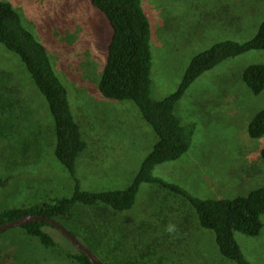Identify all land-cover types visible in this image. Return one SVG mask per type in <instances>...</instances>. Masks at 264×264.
Returning <instances> with one entry per match:
<instances>
[{
	"label": "rangeland",
	"instance_id": "rangeland-1",
	"mask_svg": "<svg viewBox=\"0 0 264 264\" xmlns=\"http://www.w3.org/2000/svg\"><path fill=\"white\" fill-rule=\"evenodd\" d=\"M5 1L47 46L68 90L88 143L78 160L82 188H128L156 135L134 103L105 99L99 91L112 36L109 20L91 0ZM142 6L151 22L156 99L177 91L196 55L221 41L247 42L264 22V0H142ZM255 64H264V50L227 59L194 81L176 106L183 125L196 126L192 146L181 158L158 165L156 176L205 199H233L264 186V135L252 139L248 133L264 109V91L255 95L243 81L244 71ZM1 69L12 72L14 84L23 89L13 95L22 119L8 113L5 120L13 139L0 137V209L71 196L75 181L55 155L54 119L45 97L20 58L0 44ZM7 104L2 97L0 113ZM16 141L15 148L25 146L22 154L13 152ZM82 207L75 206V219ZM106 212L94 223L84 214L66 224L70 231H83L78 239L104 263L236 264L220 254L215 232L201 227L195 208L168 189L144 183L133 208ZM46 230L55 249L25 236L20 227L4 232L0 264H78L69 259L78 249L65 235L52 226ZM235 238L252 264H264V229L258 236L237 232Z\"/></svg>",
	"mask_w": 264,
	"mask_h": 264
},
{
	"label": "trees",
	"instance_id": "trees-1",
	"mask_svg": "<svg viewBox=\"0 0 264 264\" xmlns=\"http://www.w3.org/2000/svg\"><path fill=\"white\" fill-rule=\"evenodd\" d=\"M91 3L106 16L112 28L106 63L98 84L99 91L105 99L130 101L137 106L156 135L154 147L143 160L128 188L106 191L84 190L77 175L78 160L87 149L88 143L82 125L73 113L68 90L55 71L47 46L25 26L22 16L10 2L0 0V44L20 58L24 71H28L29 78L33 81L32 84L45 97L47 107L54 119L55 155L75 181L74 193L69 197L35 201L22 207L1 208L0 225L28 215L53 218L66 227V224L86 214L94 223V220L100 215L104 216L106 211L124 212L133 208L141 185L150 183L157 188L168 189L182 196L195 208L201 227L215 232L218 249L224 258L236 264H252L243 253L235 234L239 232L258 236L262 233L264 186L233 199H205L156 176L154 170L160 164L181 158L192 146L196 126L183 125L181 118L176 114V106L186 91L202 74L225 60L252 50H264V22L260 25L256 36L247 42L221 41L196 55L191 60L177 91L163 99H156L152 96V29L150 19L142 6V0H91ZM0 72V105L2 97H5L8 103L7 106H3L4 109L0 113V126L4 129L0 132V137L10 139L14 136V132L10 131L11 128L5 120L9 122L8 113H14L17 121L22 119L13 107L15 106L13 95L23 88L19 89L14 84L16 78L12 72L6 69H1ZM243 81L253 94H261L264 91V64L249 66L243 73ZM27 120L28 118H25V121ZM12 125L14 127V124ZM8 130L10 132H7ZM248 133L252 139L264 135V109L255 115L249 125ZM14 143L18 142H13L14 154H22L24 144L22 143L21 147L19 144V148H15L17 145ZM260 157L264 162V148L260 152ZM0 181L3 182L1 178ZM78 204L86 207L79 209L75 219L74 208ZM47 226L54 227L49 223L38 221L20 228L25 236L37 239L47 248L55 249L57 242L46 230ZM87 226L83 225L84 230L89 229ZM6 231L1 232L0 237ZM71 232L77 238L84 237L83 231L79 228L76 231L78 234ZM86 246L92 251L88 245ZM68 255L69 259L78 264H93L89 257L79 250L75 255ZM164 264L177 263L168 261Z\"/></svg>",
	"mask_w": 264,
	"mask_h": 264
},
{
	"label": "water",
	"instance_id": "water-1",
	"mask_svg": "<svg viewBox=\"0 0 264 264\" xmlns=\"http://www.w3.org/2000/svg\"><path fill=\"white\" fill-rule=\"evenodd\" d=\"M38 221L49 223L54 227L58 228L79 251H81L82 253L86 254L89 257L90 261L93 264H104L84 243L79 241L78 238L74 236L69 229H67L61 222L53 218L44 217L41 215H28L22 219L13 222H7L4 223L3 225H0V233L8 229H12L14 227H20Z\"/></svg>",
	"mask_w": 264,
	"mask_h": 264
}]
</instances>
